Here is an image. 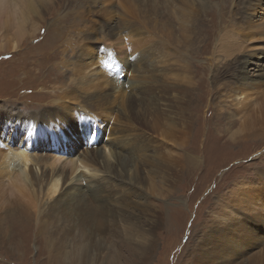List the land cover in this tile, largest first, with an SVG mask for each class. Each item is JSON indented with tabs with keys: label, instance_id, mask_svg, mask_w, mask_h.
Here are the masks:
<instances>
[{
	"label": "rangeland",
	"instance_id": "obj_1",
	"mask_svg": "<svg viewBox=\"0 0 264 264\" xmlns=\"http://www.w3.org/2000/svg\"><path fill=\"white\" fill-rule=\"evenodd\" d=\"M52 1L0 3V264H264V80H236L264 0H78L65 27ZM26 148L70 172L62 200L10 182Z\"/></svg>",
	"mask_w": 264,
	"mask_h": 264
},
{
	"label": "bare ground",
	"instance_id": "obj_2",
	"mask_svg": "<svg viewBox=\"0 0 264 264\" xmlns=\"http://www.w3.org/2000/svg\"><path fill=\"white\" fill-rule=\"evenodd\" d=\"M64 1L66 3L64 13L58 18V21H57V23H59L60 27H65L67 25H70L72 23V21H74L73 20L75 18L74 14L76 13V8H78V5H79L78 4V0H64ZM0 3L7 4L8 7H5V9H7L9 11L16 9L17 10L15 12L16 16L15 17L13 16L16 19V23L19 21V17H21V15H22L24 24L28 23L30 19H34V18L36 19L37 16H40V14L43 11L47 12V11H49V9H52L55 6V4L53 3L52 0H0ZM262 3H263V1H262ZM2 6L4 8V5H2ZM262 11H264V10H262ZM12 15H14V14H12ZM198 15H199V13L198 14L194 13L190 17L188 25H186V27H188L189 30H191L192 32H194L196 34H199L202 31L201 24L203 22V20H199ZM11 17L12 16H10L8 14L7 19H11ZM259 21H260V24H262L264 22V12L262 13V17H261V19ZM261 21H263V22H261ZM23 23H22V25H23ZM52 39H54L53 41H56L57 38L52 37ZM15 45L16 44L14 42V46ZM17 47H18V45H17ZM258 58H263V56H259ZM241 62H242V67L240 68V71H238L237 74H236V76H237L236 80L239 81V82H240V80L242 81V85L243 86H242V89H241V93L244 95L246 93V88H248V87L250 88L252 86V82L254 81V79H253L254 76L258 77L259 74H260V80L261 81H262V79L264 80V61L260 62V63L257 61V63H256L254 60L247 59V60H243ZM238 108H239V106H238ZM61 112H62V110L59 111V113H61ZM63 113H65V111H63ZM15 122H17V120ZM7 125H8V123L6 124V126ZM24 128L27 130L29 127H24ZM22 130H23V128H22ZM236 134L237 133H235L233 138H236ZM28 150L26 148V149H23L22 151L17 152V153L7 152V153H5L3 155V159H7V161H5L3 163H5V166L7 167V171L10 174L8 176L9 179L11 180L10 182L15 185V183L13 181V179H14V180L19 181V185L20 186L21 185L22 186H27V190L30 192L31 196L34 197L33 201H35V199L37 201H39L40 200L39 197H40V195L42 196L43 192L46 194L48 199L56 198L58 200L62 196V194L64 193L63 189H64V186H65V183L68 181V179L70 177L69 176L70 172H68V170L65 167L64 168H58V165H56V160L58 158L56 159L55 157H53L52 158L53 160H50L49 163H48L49 167L51 168V171L49 173L46 172V171H42L41 175L38 174L39 177H40L39 178L36 173L34 174V173H31V171L29 172V170H30L29 167L31 166L30 164H31V154H32V152L30 153V151H28ZM110 154H111V151H110ZM103 159H105V158H103ZM118 159H119V157H118ZM45 160H47V159H44L43 161H45ZM36 161H37V158H36ZM58 161H59V159L57 160V164H58ZM115 161H116V159H115ZM84 162H85L84 160H81V163L79 161L80 164L79 165L77 164L76 167H74L72 169L73 172L74 171L76 172L79 169H85L86 170L87 167H86V164ZM104 164H105V162H104ZM122 169H123V167H122ZM38 178H39V180H38ZM79 180H81V179H79ZM42 187L45 188V190L42 189ZM16 188H17V186H16ZM73 190L77 191L79 193H84L85 192V189L82 188V187H79V188L74 187ZM59 200H62V198H60ZM37 206H40V205L37 204ZM256 208H258V207H256ZM259 208H260V211H261V209L264 210L262 207H259ZM259 208H258V210H259ZM43 209H39L37 211V213L38 214L42 213ZM28 212H29L28 207L26 205H22V204L19 203L17 213H19V215L20 214L22 215V214H27ZM230 215H232V213ZM227 217H229V216L227 215ZM18 223H19V221H18Z\"/></svg>",
	"mask_w": 264,
	"mask_h": 264
}]
</instances>
